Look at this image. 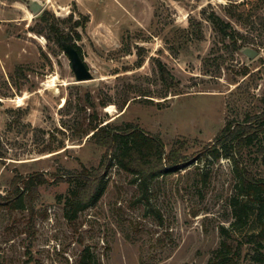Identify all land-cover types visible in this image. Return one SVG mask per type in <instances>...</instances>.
Segmentation results:
<instances>
[{
	"label": "rangeland",
	"instance_id": "1",
	"mask_svg": "<svg viewBox=\"0 0 264 264\" xmlns=\"http://www.w3.org/2000/svg\"><path fill=\"white\" fill-rule=\"evenodd\" d=\"M45 12L74 36L92 79L77 82L51 32L32 30L45 27ZM212 12L238 32L239 50L222 41L207 18ZM157 60L178 91H166ZM127 91L135 98L123 111L99 107L100 117L159 134L167 151L183 141L195 161L152 182L149 199L136 204L137 185L113 168L98 204L69 224L61 198L72 185L53 176L97 166L104 153L77 133L80 107L88 94L122 101ZM140 93L152 101L138 100ZM263 110L264 0H0V192L7 194L16 175L50 179L39 188L32 233L27 211L0 207V264H78L86 246L99 264H209L224 240L237 244L260 225L254 209L241 232L232 229L233 159L204 158L199 143L213 142L228 118ZM243 165L264 179L254 152L245 151ZM242 249L240 264H264L251 245Z\"/></svg>",
	"mask_w": 264,
	"mask_h": 264
},
{
	"label": "trees",
	"instance_id": "2",
	"mask_svg": "<svg viewBox=\"0 0 264 264\" xmlns=\"http://www.w3.org/2000/svg\"><path fill=\"white\" fill-rule=\"evenodd\" d=\"M45 12L42 19L46 21L45 27L32 29L38 34H43L48 29L60 47L64 41L71 43L82 56L81 48L71 33H64L57 24L50 23ZM215 31L222 41H231L233 50H239V34L232 25L225 21L216 12L207 15ZM80 22L73 25L79 27ZM76 36L80 38L79 33ZM50 38V37H49ZM83 57V56H82ZM156 73L167 92L178 91L179 83L161 60L156 61ZM16 74L25 77L24 67L18 65ZM179 93V92H178ZM122 101H114L111 97L100 98L98 102L90 95H86L83 106L80 107L81 119L76 122V131L81 137L89 136L98 147L104 150L97 166L87 167L82 164L76 171L67 175H54L57 181H67L72 186L63 201V214L69 224L75 225L79 216L86 209L98 204L108 189V175L113 168L128 174L130 183L137 185L139 197L133 203L147 201L149 185L170 173L179 172L195 161V155L187 153L186 143L176 141L170 151L159 134L151 133L131 122L112 123L100 117L99 107L105 108L116 105L121 111L130 103L132 97L127 91ZM138 100H148L147 93H140ZM81 104V103H80ZM81 104V105H82ZM88 109L91 113H88ZM85 113V115H84ZM106 122V123H105ZM201 153L204 158L219 159L223 155H231L237 176L236 194L232 199L234 222L232 229L241 232L254 212L257 210V221L260 229L257 232L246 233L237 244L224 240L215 252L209 264H240L243 246L248 244L253 247V258L264 263V179H257L243 165V155L246 150L254 152L264 165V110L261 113L248 114L243 121L227 119L225 126L219 131L213 142L203 143ZM0 157H4L0 149ZM50 179L40 172L28 176L16 175L10 184L7 194L0 192V207L10 210L28 212L26 232L32 233L34 220L38 211L35 202L39 199V188ZM232 229L221 227L224 236L230 237ZM78 264H99L91 248L86 246L80 253Z\"/></svg>",
	"mask_w": 264,
	"mask_h": 264
},
{
	"label": "water",
	"instance_id": "3",
	"mask_svg": "<svg viewBox=\"0 0 264 264\" xmlns=\"http://www.w3.org/2000/svg\"><path fill=\"white\" fill-rule=\"evenodd\" d=\"M64 51L68 54L71 59L72 67L75 73L77 82H84L93 78L84 58L80 55L78 50L66 41L62 43ZM247 54L251 56L255 54V51L249 49L246 50Z\"/></svg>",
	"mask_w": 264,
	"mask_h": 264
},
{
	"label": "bare ground",
	"instance_id": "4",
	"mask_svg": "<svg viewBox=\"0 0 264 264\" xmlns=\"http://www.w3.org/2000/svg\"><path fill=\"white\" fill-rule=\"evenodd\" d=\"M110 107H111V106H110ZM110 107H109V108H110Z\"/></svg>",
	"mask_w": 264,
	"mask_h": 264
}]
</instances>
